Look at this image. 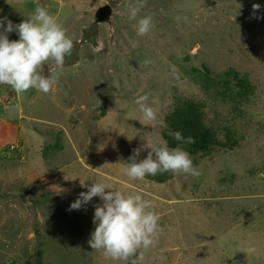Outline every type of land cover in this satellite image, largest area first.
<instances>
[{"label": "rangeland", "instance_id": "rangeland-1", "mask_svg": "<svg viewBox=\"0 0 264 264\" xmlns=\"http://www.w3.org/2000/svg\"><path fill=\"white\" fill-rule=\"evenodd\" d=\"M137 2L0 0V17L21 23L44 7L76 37L49 93L0 85V264H125L89 246L98 197L69 211L94 182L152 202L162 231L144 264H264V0H143L137 19L152 14L154 28L142 37L129 19ZM104 6L113 13L100 22ZM228 70L248 80L250 103L213 87ZM145 94L157 119L141 124ZM186 99L243 140L192 156L198 175L129 178L133 149L164 141L166 116Z\"/></svg>", "mask_w": 264, "mask_h": 264}, {"label": "clouds", "instance_id": "clouds-1", "mask_svg": "<svg viewBox=\"0 0 264 264\" xmlns=\"http://www.w3.org/2000/svg\"><path fill=\"white\" fill-rule=\"evenodd\" d=\"M142 7L143 0H138L136 6L128 8L129 19L137 21L136 33L141 37L154 28L152 14L137 19ZM260 7L253 5L254 11ZM12 33L18 36L17 40L9 39ZM75 39L44 7H36L21 23L0 17V85H7L17 93L31 89L49 93L62 75L66 57L72 55ZM46 64L48 71L44 74ZM157 103L150 94L135 100L143 114L141 124L157 119V109L153 107ZM169 135L179 142L176 147H170L166 141L150 142L142 138L146 143L133 149V155L123 163L129 178L143 180L168 172L198 175L191 154L183 147L195 143L194 138L185 137L180 131H170ZM146 150H150L146 158L138 159ZM87 188L70 204L69 211L81 210L94 197L99 198L100 203L94 206L95 230L90 235L89 246L115 261L144 264L145 252L154 246L156 236L162 231L152 202L140 194L109 190L104 182H94Z\"/></svg>", "mask_w": 264, "mask_h": 264}, {"label": "trees", "instance_id": "trees-1", "mask_svg": "<svg viewBox=\"0 0 264 264\" xmlns=\"http://www.w3.org/2000/svg\"><path fill=\"white\" fill-rule=\"evenodd\" d=\"M91 32H84V39L95 43ZM210 80V76L207 75ZM218 82L213 87L223 96L233 102L250 103L251 87L248 80L240 77L236 70H228L218 77ZM212 83V82H210ZM204 104L197 100H183L165 118V129L161 132L162 139L170 147H176L179 142L174 140L170 131H180L185 137L192 136L195 143L183 147L191 156L210 157L215 149L232 150L243 139L236 136L231 129H217L211 122H206ZM223 134L224 140H220L219 134Z\"/></svg>", "mask_w": 264, "mask_h": 264}, {"label": "water", "instance_id": "water-1", "mask_svg": "<svg viewBox=\"0 0 264 264\" xmlns=\"http://www.w3.org/2000/svg\"><path fill=\"white\" fill-rule=\"evenodd\" d=\"M113 13V9L110 6H104L98 9L95 17L100 22H105Z\"/></svg>", "mask_w": 264, "mask_h": 264}]
</instances>
